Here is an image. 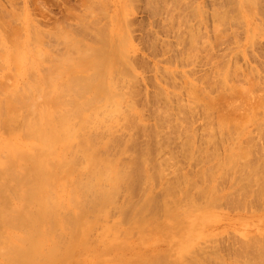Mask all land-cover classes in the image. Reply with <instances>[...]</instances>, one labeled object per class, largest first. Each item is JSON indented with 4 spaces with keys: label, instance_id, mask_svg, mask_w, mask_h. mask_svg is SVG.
Here are the masks:
<instances>
[{
    "label": "rangeland",
    "instance_id": "374dc122",
    "mask_svg": "<svg viewBox=\"0 0 264 264\" xmlns=\"http://www.w3.org/2000/svg\"><path fill=\"white\" fill-rule=\"evenodd\" d=\"M4 10L8 16L3 12ZM3 17L9 24L12 20L11 25L3 23H5V26L8 25L9 28L11 27L10 29L16 28L17 36H21V38L27 37L28 29L33 31L32 29L35 28L34 31L37 30L41 36L42 46L48 53L47 55L53 57L58 53L61 55L63 52L62 55H64L67 52V45L59 38L61 32H66L70 38L74 36L72 39L85 37L82 39L83 43H88V45L93 41L95 44L96 40L94 39L96 38H94V35L98 31H103L104 34L106 32L105 28L112 30V33L116 31L117 34L119 32L126 34L128 47L126 53H123L125 56L124 61L120 64L121 70L118 69L121 73H119V77L116 76L115 80L117 82V84L115 83L116 90L118 89V92L124 93V95L121 94L122 100L120 103L122 114L117 116L116 123L113 124L112 128L115 127L110 133L101 130L108 133L107 138L106 133L104 135L100 132L101 140L107 138L106 140L109 139L111 142L104 148L105 150H100L99 153L109 155V158L118 157L114 159H119V163L131 164L132 166L129 165V168L133 167L130 168V171L134 179L129 175L131 173H129L126 166L127 173L130 176H127L128 180L132 179L133 181H131L132 183L129 181L131 183L130 187H126L125 183L120 184L122 190L119 189L118 194L116 193V196L112 199L115 200L117 205L113 206L114 201L109 200L112 203L109 204L110 207L108 204L109 208L106 205L104 206L108 209L102 207V211L108 210L107 216L102 215L106 216L104 219H99L101 217L99 216L96 222V219L90 222L91 228L88 231L90 237H85V241L89 244L88 255H96L94 261L89 260V264H100L101 259L105 258L106 255L108 258L111 257V259L117 261L122 257L129 256L133 259L139 257L144 260L146 256L166 252L171 247L168 243L169 237L164 236L159 227H154L168 220L162 206L166 198L167 200L164 203L167 202L170 206L177 208L180 211V216H184L182 211H187V205L192 204L193 201L196 205L199 204L202 207H199V209L191 206L190 212H188L192 216L195 217V215L201 213L200 210L205 212L202 213L205 215L202 224L197 227L198 232L191 247V250L193 249L192 254H186V260L192 259L191 263L195 264H199L200 261V263L203 262L202 264H209V262L210 264H246L250 257H257L253 260L250 259L251 263L264 264L263 253H257V250L261 248L264 250V247L260 248L261 244H264V190L261 192L263 194L259 195V192L264 188V177L261 180L263 176L261 171L264 170V161L262 162L264 160V106H262L264 105V0H0V19H3ZM18 24H22L20 25L21 30ZM5 26L3 31L9 29ZM18 30L20 31L18 32ZM77 32L80 33L77 34ZM100 32L96 35L97 39H99L98 35L101 38ZM107 32L106 36L109 38L110 35ZM102 36H105V34ZM81 39L77 41L80 43ZM52 42L60 44H53ZM44 43L47 46H44ZM4 65L0 63V87H8L7 84L15 82L9 76L12 73L11 67H4ZM47 66H49L48 62H45L43 69L45 70ZM4 72L6 76L3 75ZM7 75L11 78L9 79ZM5 78H7L6 81ZM2 83H4V86H2ZM248 85H252L251 88L247 87ZM238 86L245 87L247 90H241ZM260 100L261 103H258ZM236 105L237 108H235ZM253 105L254 107H252ZM255 107L257 110L252 111V108ZM123 108L126 109L123 110ZM126 110L129 111V115ZM246 110L252 114L258 113V116H254V121L245 123V135L242 136L245 138H240L238 142L246 148L249 147L252 151L251 156H254L252 158L255 161L254 164L259 168H256V170L260 173V175L257 174L260 178L256 174L254 175L259 181L255 183L252 179L246 180L247 182H244V184H247L243 186V188L246 187V189L244 188L245 192L243 190L238 191V189H235V185H232L234 184L233 177L235 175L230 172L225 174L224 171L223 173L214 171L216 172L214 179L208 177V180H215V184L211 180V182H208L209 186L212 183L215 185L213 187H216V197L213 195L216 200L212 203L208 202L197 191V187L203 189L202 187L205 184L208 185L207 181L203 180L205 178L204 173L202 174V172H205L203 169L208 167L211 171L214 170L217 167V160L226 158L228 144H231L226 136L228 135L227 132L225 134V131L220 129L216 122L225 116L226 118L229 117L230 120H240L245 114H249L245 112ZM213 129L216 131H213ZM2 130L4 129L0 128V135L3 136L5 131ZM209 136L212 140L209 139ZM134 157L136 160L138 159L137 163H135ZM139 159L142 161H139ZM132 160L135 165H133ZM213 165L215 166L214 169L211 168ZM198 171L199 173H197ZM219 173L220 177H218ZM153 174L156 175H154L155 178L157 177L156 179H153ZM221 174L224 176H221ZM148 177L151 178L148 179ZM172 181L175 182L172 184ZM169 182L171 186H174V191L177 192L175 195L177 196L170 197L171 192H166L169 188H166ZM176 184L177 186H175ZM206 186L205 188L208 187ZM260 187L261 190L258 192ZM106 188L108 187L106 186ZM187 192L188 194H186ZM252 192L254 193L252 194ZM255 192L259 194L256 195ZM145 193H149L150 197L152 195L151 198H154L152 199L154 203L150 201L151 205H147L149 207L146 212V216L150 218L152 224L141 232L134 229L133 232L131 231L132 233L125 234L124 230L128 222L126 217L125 220L122 218L124 221L119 222L121 214L118 208L120 209L124 202L126 204H123V206L126 207L130 203L129 208L136 205V202L142 203L145 199L143 198ZM189 194L192 201L189 200L191 202L187 204L189 198V196L187 198V195ZM226 199L229 200L226 201ZM70 209L74 210V208ZM70 209H67L68 213H66V209L65 214L62 212V219H67L68 215H72V213L69 214L68 210ZM131 210L132 208L127 212L122 210L126 212L124 216H127V219L129 215L133 217ZM84 215L90 216L91 214ZM63 216L67 217L63 218ZM89 216L87 221L92 217ZM182 218L179 217V219ZM187 220L191 221V219ZM118 222L120 225L116 224ZM113 225L117 226V229L120 228L119 231L116 230L115 237L117 239L101 238L103 237V227L108 226L110 228ZM174 229L181 233V227ZM174 229L171 232L174 235H179L180 233L176 234ZM86 238H89L90 241ZM125 242L127 248L122 253L119 249L122 245H126ZM256 243H258L259 249L255 245ZM109 250H112L111 256H109ZM239 253L244 255L241 256ZM258 254L263 256L262 262ZM165 255H167L165 260L169 257L170 263L163 260L164 264L175 263L172 261V257L170 258L171 252L164 253L161 256L162 259ZM154 257L156 258V256ZM154 257L150 256V260ZM156 259L152 262L145 258V261L154 264ZM136 260L138 261V258ZM137 261L134 262L133 260L134 263L132 261L131 263L137 264ZM142 261L140 262L142 263Z\"/></svg>",
    "mask_w": 264,
    "mask_h": 264
},
{
    "label": "bare ground",
    "instance_id": "6f19581e",
    "mask_svg": "<svg viewBox=\"0 0 264 264\" xmlns=\"http://www.w3.org/2000/svg\"><path fill=\"white\" fill-rule=\"evenodd\" d=\"M3 12H5V10ZM5 13L7 14V12ZM16 14L18 15V13ZM2 20H4V17L3 19H0V63L5 64L4 67L6 66L11 67L10 69L12 73L8 75L11 76L13 78L12 80H15V82L13 81L14 83H10L13 84L12 86H9L10 84L9 85L7 84L6 86L8 87H5L4 83H2L3 84L2 86L4 87H0V128L4 129L2 130L3 132L5 131L3 136L0 135V264H89V260L90 259L93 260L96 255V254L88 255L89 244L88 242L85 241V237L89 235L88 231H90L89 229L91 228L90 222L94 221L95 219L96 222L99 216H101L99 219H104V217L107 216L108 210L106 211L104 209L106 212L102 211L103 210L102 207H104L105 205L108 207V205L111 203L110 201L114 199V196H116L115 194L121 188L120 184L125 183L126 187H128L133 182L132 179H134L130 171V168L133 167L129 168V165L131 164H126V162L125 164L124 162L119 163L120 162L118 161L119 159L116 160L118 157H113V158L111 157L112 158L111 159L109 158V155L108 156L104 154L101 155V153H99L100 150L103 151V149L107 147L108 144L111 142V140L109 139L106 140L108 138L107 134L110 133L112 129L115 127L114 126L112 128L113 124L116 123L117 116L119 114L120 115L122 114L120 109V103L122 100L121 94L124 95V93H121L120 91L119 93L117 91L118 89L116 90L115 83L117 84V82L115 80L117 78L116 76L119 77V73H121L120 64H122V62L124 61L123 58L125 55L123 53H126L127 51L126 48L128 47L126 34L120 32L117 34L115 33L116 31L112 33L111 32L112 30L110 31L105 28L104 30H106V32L107 30L109 33L111 32L110 34L107 32L108 35H110L109 38L108 36H106L107 35L106 32H104L105 36H102L104 35L102 33L103 31L101 32L98 31V33L100 32L101 38L98 35L99 39H97L96 35L98 33L96 30H94L95 33H97L96 35H94L95 33L93 34L94 38H96L94 39L96 40L95 44L93 41L91 42V44L94 45L91 44L88 45V43L87 44L83 43L82 39L85 37L82 36L83 37L82 39L81 38L76 39V37L72 39V37L74 36L70 38V36L67 35L66 32L64 31L65 33L61 32L59 38L62 41H64L65 44L67 45V52H65L64 55H62L63 52L61 53V55L58 53L59 54V55L57 54L58 56L54 55L53 57L51 55L50 56L47 55L48 53L42 46L41 36L39 32H37V30L34 31L35 28L32 29L33 31L28 29V33L26 35L27 37L21 38V36L20 37L17 36L16 28L10 29L11 27L9 28L8 25L6 26L4 25L5 23H7V21L5 20L2 21ZM10 22L12 24V20ZM4 26L8 27L9 29L3 31V29H5ZM21 28L22 27L20 26V30ZM20 30H18V32ZM3 32L6 33L4 34ZM79 33L77 32V34ZM89 33L91 35L90 31ZM106 37L108 38L107 40L105 39ZM80 39L82 41L79 43V41L77 40ZM81 43H83L84 45L83 44L81 45ZM44 46H47V44H45ZM45 62H48L49 66H47V68L45 67L44 70L43 68ZM125 72L127 71L125 70ZM6 73H10V72H6ZM3 75L6 76L5 72ZM8 75L7 77L9 78ZM6 79L7 78H5V81ZM5 81L2 80V82ZM250 86L252 85H248L247 87ZM238 87L241 88V90L244 89L247 90L245 88L246 86L244 88L240 86ZM245 99L247 98L245 97ZM258 103H261V100ZM252 107H254V105ZM235 108H237V105ZM125 109L123 108V110ZM252 109H253L252 111H254L256 107ZM247 110L245 112L249 111ZM126 112L128 113L129 111L126 110ZM126 112L125 115L127 114ZM129 114L130 113H128V115ZM253 114L252 113L245 114V116H243L240 120H237L236 118H235L236 120H230L229 117L226 118L225 116V117H221L216 122L218 123L219 128L225 131V134L227 132L228 135L226 136L231 141V144H228L229 146L227 147V151H226L227 155L225 154L226 158L222 160H220L221 159L220 158L219 160H217V162L220 163L219 164L217 163L216 168L214 166L216 165L215 164L216 162L213 163L214 165L211 167L213 169L215 168L214 170H212L213 172L211 171V169H208V167H207L208 171L206 168L203 169V171H205L202 172V174L204 173L203 175L205 177L203 178V180L205 179V181H207L208 187L205 184L202 187L203 189L197 187V191L208 202L212 203L214 200H216V198L214 199V197H216L215 196L217 191L215 189L216 187H213L215 185H213L212 183L209 186V182L213 180L212 179H210L211 181L208 180V177L214 179V176L216 175V172L214 171L217 172L220 171V173L221 172L223 173L224 171L225 174L230 172L233 175H235L233 177L234 184L232 185H235V189H238V191L239 190L244 191V188L246 189V187L243 188V186H246L245 184H247V183L244 184V182H247L250 179H252L253 182L255 181V183L259 181V179L256 177L257 174L260 175V173L257 172L256 170V168L257 169L259 168L258 166L256 167V165L254 164L255 161H253L254 159H252L254 156L253 157L251 156L252 151L250 150L249 147L246 148V146L244 147L238 142L239 139L243 138L242 136L245 135L244 132L245 123L254 121V116L255 115L258 116L257 115L258 113L254 115ZM101 130H105L108 133L102 132ZM213 131L216 130L213 129ZM100 132L104 133V135L106 133L107 138L101 140L102 138L100 136L101 135ZM252 138L250 139L253 140ZM209 139H211L210 136ZM112 143L114 142L112 141ZM136 158H138V156H136ZM136 158L134 157L135 163H137L136 161H138V159L136 160ZM134 161L132 160L133 163ZM139 161L142 160L139 159ZM263 161L264 160H262V162ZM135 163L133 165H135ZM137 165L139 166L140 164ZM126 166L128 167L129 173H131L129 174L130 176H132L131 177L132 179L130 178L131 180H128L129 179L128 177L130 176L127 173ZM197 173H199V171ZM220 173L218 177H220ZM262 173L263 176L261 180H263L264 177V170L261 171V174ZM155 174H153V179L155 178L156 175L158 176V174L156 175ZM150 176L152 177V175ZM221 176L224 175L221 174ZM151 177H148V179ZM145 178L147 179V177ZM129 181L132 182L129 183ZM214 181L213 183L215 184ZM174 182L172 181L171 183L173 184ZM180 182L182 181L180 180ZM171 183L169 182L167 187L165 186L166 188L169 187L166 190V192L167 193L171 192L170 197H174L175 193L177 192L174 191L175 188L174 186H171ZM189 183L190 182L188 181V184ZM177 184L175 186H177ZM106 186L108 188H106ZM205 186L207 188H205ZM260 190L261 187L258 190V192ZM263 190L264 188H262V190L259 192L260 194L257 192H255V194L261 195L263 194L261 193ZM163 193L165 194V192ZM253 193L254 192H252V194ZM148 194L145 193V195L143 196V198L145 199L142 198L143 199L142 203L136 202L137 203L136 205L134 206L132 205L133 207H131L132 208L131 211L133 214L132 213L131 214L133 215V217L129 215L131 217L129 218L128 216L127 219V216H124L126 215V212L129 209H131L129 208L130 203H128L129 204V206L127 205L128 207H126L125 205L124 207L123 204H126L124 202L122 204L123 207L120 205L121 206L120 209L118 208L121 214L120 216L121 218L119 222H121V220L123 219L125 220V217H126V221L128 222L127 225L125 226V230H124L125 234L132 233L134 229H136L138 232H141L142 230H145L148 227H150V225L152 224L150 218L146 216V212L149 207V206L147 207V205L153 202L152 199L154 198H151L153 196L151 195L150 197V194L149 195ZM186 194H188V192ZM190 197H191L190 194L187 195L188 198L187 204L188 202L192 201ZM165 200H167V198L164 199V201ZM228 200L226 199V201ZM148 201L149 203H147ZM164 201H163L164 205H162L163 211L164 213H166V217L168 218V220L154 227H159L163 235L169 237L168 243H170L171 247L168 248L166 252H171L172 255L174 254V256L170 255V258L172 257L171 258L172 261H174L176 264H183V263L185 264L186 262L191 263L192 259L186 260L187 258L186 256L192 254L191 252L193 249L191 250V247L194 243V237L197 235L198 232L197 227L202 224L205 216L202 213L205 212H202V210H200L201 213H198V215H195V217L192 216L189 213L191 206L198 208L202 207L199 204L196 205V203H194L193 201L192 204L189 203V205H187V211H182L184 216L183 215L180 216V211L177 208L170 206L169 203L168 205L167 202L164 203ZM112 202L114 203L113 206L117 205L115 203V200H112ZM70 208H74V210ZM125 208L126 209L129 208V209H127L126 211ZM65 209H66V213H68L67 209H70L68 211L69 214L72 213V215L70 214L71 216L68 215V217L63 216V218L67 217V219L66 218L62 219V212H64L63 214H65ZM122 210H125L126 212ZM83 213L87 215L91 214L90 216L92 217L88 215L90 217L89 221H87L88 216H85ZM102 215H106V216H102ZM84 217L87 219H85ZM179 217L180 218L183 217L182 218L183 220L179 219ZM187 219H191V221H188ZM119 222L116 224L120 225ZM176 227H181L182 229L181 233L175 231L176 229L174 228ZM119 229L120 228L117 229V226L114 225L110 228H108V226H105L103 227L102 230L103 237L101 238L103 239L107 238L109 240L111 238L112 240L113 238H116L115 237L117 232L116 230L119 231ZM172 229H174L176 234L177 233L180 234L174 235L171 232ZM86 240L90 241L89 238H86ZM121 243L124 244L122 241ZM125 244L126 245H122V246L119 245L121 246L119 250L122 253L125 250V248H127V243L125 242ZM257 244L258 243H256L255 245ZM258 247L259 245H257V248ZM261 247H264L263 243L261 244L260 248ZM109 253H110L109 256H111L112 250H109ZM164 253L149 255L146 256L145 258L146 260L149 259V261L158 258L159 260L156 259L154 264H162L164 262L163 260H165L167 256L165 255V257H163L164 259H162L161 256ZM257 253H261V254L263 253L264 255L263 248L257 250ZM261 254H258L259 255L258 257L261 258V262H262L263 256ZM242 255L244 254H241V256ZM150 256L151 257L156 256V258L154 257L152 258V260H150L151 259ZM137 258L138 261L136 260ZM137 258L133 259V257L130 256L122 257L117 261L115 259H111V257L108 258L106 255L105 258L103 257V259H101L102 261L100 262V264L101 263L132 264L135 261L139 263L140 261L143 260L140 259L139 257ZM145 258L142 261V263L144 262L143 264L148 263V262L146 263ZM253 258L250 257V259L252 260ZM167 260L165 261L170 263L169 257ZM196 261L199 262L198 260ZM249 261L246 264H252L251 263L252 261L250 262ZM200 262L199 264L203 263ZM243 262L245 263V260ZM142 263L140 262V264ZM191 264H195V263L192 262Z\"/></svg>",
    "mask_w": 264,
    "mask_h": 264
}]
</instances>
